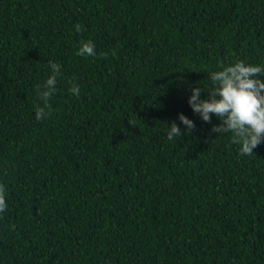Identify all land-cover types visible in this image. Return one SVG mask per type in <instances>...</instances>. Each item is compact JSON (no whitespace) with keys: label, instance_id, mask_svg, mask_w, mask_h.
Instances as JSON below:
<instances>
[{"label":"trees","instance_id":"1","mask_svg":"<svg viewBox=\"0 0 264 264\" xmlns=\"http://www.w3.org/2000/svg\"><path fill=\"white\" fill-rule=\"evenodd\" d=\"M241 60L264 68V0H0V264H264V141L188 103Z\"/></svg>","mask_w":264,"mask_h":264},{"label":"clouds","instance_id":"2","mask_svg":"<svg viewBox=\"0 0 264 264\" xmlns=\"http://www.w3.org/2000/svg\"><path fill=\"white\" fill-rule=\"evenodd\" d=\"M76 31L82 30L77 24ZM95 44L91 41L82 43L77 55L95 57ZM106 53L104 56L106 57ZM52 75L44 83L43 91L37 86L36 91L43 101V107H37L36 119L43 120L49 115L51 106L49 100L56 91L57 76L60 75L61 65L50 62ZM264 68L260 66L246 65L244 61H238L233 66L224 67L221 71L210 74L211 88L193 87L188 103L193 113L198 114L202 121L211 123L212 118L220 120V124L213 125L211 131L214 133H233L232 143L240 144L241 155H253V150L264 141ZM202 90H207L206 99H201ZM70 91L77 97L80 94L78 85L73 84ZM180 122L185 125V131L172 122L168 126L167 138L173 140L190 134L195 124L183 114H179ZM129 124L135 125L128 121ZM7 204L5 201V190L0 185V213L5 212Z\"/></svg>","mask_w":264,"mask_h":264}]
</instances>
